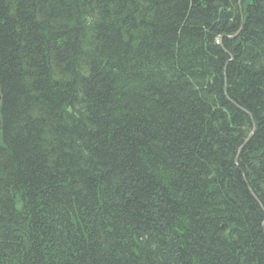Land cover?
<instances>
[{"label": "trees", "instance_id": "1", "mask_svg": "<svg viewBox=\"0 0 264 264\" xmlns=\"http://www.w3.org/2000/svg\"><path fill=\"white\" fill-rule=\"evenodd\" d=\"M0 264H264V0H0Z\"/></svg>", "mask_w": 264, "mask_h": 264}]
</instances>
